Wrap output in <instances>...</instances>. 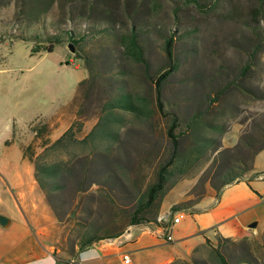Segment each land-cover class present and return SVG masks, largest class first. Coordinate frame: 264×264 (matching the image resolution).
Instances as JSON below:
<instances>
[{
	"label": "rangeland",
	"instance_id": "obj_1",
	"mask_svg": "<svg viewBox=\"0 0 264 264\" xmlns=\"http://www.w3.org/2000/svg\"><path fill=\"white\" fill-rule=\"evenodd\" d=\"M198 1L199 4L188 0H24L27 7L44 3L48 15L66 17L68 24L71 18L88 22L91 16L101 15V4L106 2L115 23L156 21L177 29L173 53L178 66L164 83L162 97L165 109L179 116L175 129L178 151L193 158L194 153H187L193 138L186 120L195 110H202L208 119L221 123V129H203L204 135H214L216 146L208 144L198 160H191L184 169H173L159 208L191 200L202 174L204 186L214 188L212 181H216L217 175L230 162L239 164L236 158L244 157L250 163L243 144L244 137L255 138L258 135L255 122L264 116V97L246 95L227 85L223 86L220 95L216 93L218 87L225 85L229 79H239L240 65L248 58L245 38L250 33V27L246 21L251 20V10L259 0ZM21 2L1 0L0 21L13 22ZM126 6L130 9L129 13ZM183 29L188 32L181 36ZM142 41L151 69L154 71L164 66L167 57L162 47L163 36L149 31L144 33ZM33 46L31 39H19L12 34L0 39V152H6L5 142L11 139L8 148L10 156L21 155L20 143L32 140L34 126L40 121L57 122L50 133L53 138L66 128L79 82L88 76L83 59L69 53L65 42L54 44L51 50L33 49ZM257 55L259 62L253 66L246 82L252 88H264V47ZM87 122L89 124L90 121ZM128 132L123 134V139L131 156L129 175L131 178L140 175L145 187L148 179H154L157 165L171 149L165 120L159 119V124L152 128L143 129L141 125L136 133ZM226 147L230 150L218 153ZM139 161H144L142 166H139ZM252 161L264 163V148L255 153ZM105 166L99 161L90 166L89 183L81 196H75L74 187L70 184L73 182H67L59 211L70 234L91 222L110 218L115 203L126 209L134 205L136 197L131 180H127L129 189L126 190L116 186L114 178L106 183L96 181ZM105 193H109L112 201L104 196ZM74 235L68 236V239L73 240ZM192 249L193 246L188 253L196 258L206 255L204 246ZM241 249L234 245L229 251L239 254ZM257 255L262 259L259 253ZM180 257H186L184 252ZM261 262H264L263 259Z\"/></svg>",
	"mask_w": 264,
	"mask_h": 264
},
{
	"label": "trees",
	"instance_id": "obj_2",
	"mask_svg": "<svg viewBox=\"0 0 264 264\" xmlns=\"http://www.w3.org/2000/svg\"><path fill=\"white\" fill-rule=\"evenodd\" d=\"M188 1L200 3L198 0ZM43 4L27 7L22 0L17 6L13 22L0 21V39L12 34L19 39H31L34 42L33 49L45 50H51L58 42L72 40L76 46L73 54L83 59L88 76L79 82L72 100L74 108L68 125L58 136L53 138L50 134L57 122L42 120L34 126L35 136L32 140L20 143L24 157L33 165L35 179L60 219L59 206L67 182L72 181L70 184L74 187V195L81 196L89 183L92 172L90 166L95 162L106 165L96 181L106 183L114 178L115 185L125 190L129 189L127 180L132 181V191L136 197L132 208L126 209L115 203L110 218L91 222L84 227L78 237L80 246L100 238L117 236L124 227L134 223L154 221L166 229L170 220L166 218L159 221L157 216L169 176L173 174V169H184L191 160H198L208 144L216 146L214 135H204L203 129H221V123L208 119L202 110H195L186 120L193 138L187 153H194L193 158L178 151L175 129L179 116L165 109L162 97L164 83L178 66L173 53L177 29L156 21L115 23L106 2L101 4V15L91 16L88 22L71 18L68 24L66 17L48 15L47 5ZM125 9L129 13L128 6ZM246 22L250 27V33L245 38L248 58L240 65L239 79L231 78L225 85L218 87L216 93L219 95L224 90L223 86L227 85L232 89L236 87L246 95L264 97L263 87L252 88L246 82L253 66L259 62L257 54L264 47V0H259L258 5L252 8L251 20ZM149 31L163 36L162 47L167 57V63L154 71L142 41L144 33ZM187 32L181 30V36ZM207 97L212 98L210 95ZM161 118L165 120V132L171 141V149L157 165L154 179H148L144 187V179L140 175L132 178L129 175L131 156L127 152L128 144L123 134L128 131L136 133L141 125L143 129L152 128L159 124ZM87 121H90L89 124ZM255 128L258 135L255 138L247 135L243 141L250 163L244 157L236 158L239 164L230 162L217 175L216 181H212L215 189L242 176L243 171L250 167L255 153L264 148V116L255 122ZM225 150L230 148L226 147L218 153L222 154ZM143 162L139 161V166ZM203 182L202 174L194 197L189 201L171 204V210L186 209L196 204L207 190ZM104 196L112 201L109 193ZM234 245L242 248V253L229 251ZM261 245L264 251V241ZM201 246L206 248L205 256L196 258L185 251L186 257H175L167 264H262L257 255L259 249L256 251L254 242L247 237L233 239L216 233L214 239L207 237L192 250Z\"/></svg>",
	"mask_w": 264,
	"mask_h": 264
},
{
	"label": "crops",
	"instance_id": "obj_3",
	"mask_svg": "<svg viewBox=\"0 0 264 264\" xmlns=\"http://www.w3.org/2000/svg\"><path fill=\"white\" fill-rule=\"evenodd\" d=\"M10 142L0 152V214L10 219L6 226L0 223V264H167L216 233L251 239L264 261V163L252 161L242 176L219 189L207 188L189 208L172 211L171 204L162 205L158 216L170 220L171 239L162 224L147 221L80 246L84 228L70 234L35 179L32 163L22 151L10 156ZM179 211L183 216L172 223Z\"/></svg>",
	"mask_w": 264,
	"mask_h": 264
},
{
	"label": "built area",
	"instance_id": "obj_4",
	"mask_svg": "<svg viewBox=\"0 0 264 264\" xmlns=\"http://www.w3.org/2000/svg\"><path fill=\"white\" fill-rule=\"evenodd\" d=\"M183 214H184L183 211H179L176 215H172L171 222L174 223V222L179 221V219L183 216ZM157 219L159 221H162V220L166 219V216L165 217L164 216H158ZM167 228H166V230L164 229L165 230L164 235L166 236V238L171 239V235H170V233L167 232ZM129 259H130V257L128 255V253H123V261L128 262Z\"/></svg>",
	"mask_w": 264,
	"mask_h": 264
},
{
	"label": "water",
	"instance_id": "obj_5",
	"mask_svg": "<svg viewBox=\"0 0 264 264\" xmlns=\"http://www.w3.org/2000/svg\"><path fill=\"white\" fill-rule=\"evenodd\" d=\"M65 45H66L67 49H68L70 52L73 53V52L76 51L75 43H74L72 40H68V41H66ZM9 220H10V219H9L6 215H4V214H0V223H1L2 225L6 226V225L8 224V222H9ZM253 224H255V223H252L251 225H253Z\"/></svg>",
	"mask_w": 264,
	"mask_h": 264
}]
</instances>
